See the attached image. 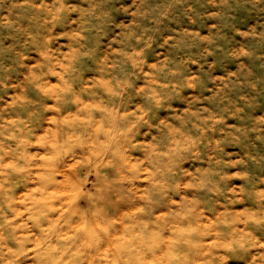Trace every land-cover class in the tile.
I'll use <instances>...</instances> for the list:
<instances>
[{"label":"clouds","instance_id":"clouds-1","mask_svg":"<svg viewBox=\"0 0 264 264\" xmlns=\"http://www.w3.org/2000/svg\"><path fill=\"white\" fill-rule=\"evenodd\" d=\"M0 264H264V0H0Z\"/></svg>","mask_w":264,"mask_h":264}]
</instances>
